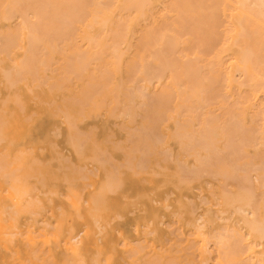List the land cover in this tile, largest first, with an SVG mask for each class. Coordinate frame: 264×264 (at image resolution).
Returning <instances> with one entry per match:
<instances>
[{
	"label": "bare ground",
	"instance_id": "6f19581e",
	"mask_svg": "<svg viewBox=\"0 0 264 264\" xmlns=\"http://www.w3.org/2000/svg\"><path fill=\"white\" fill-rule=\"evenodd\" d=\"M10 20H13L12 23L10 22L9 24H7V22ZM1 22L6 23V29L1 28ZM20 41H25L27 43V46L25 48H21V46H19L20 49H24V55L22 59H19V62H16V60L14 62L13 57H11V48H17V46L20 44ZM2 52H6L7 56L10 55L12 60L10 57L9 59L14 62V64L12 63L13 66H11L13 70H7L5 68L2 69V74H5L3 78H6H4L6 80L5 83H9L10 88L11 85L13 87L16 86V84L18 85L17 80L20 81L21 79V81H23V77L27 79L26 75H30L32 80L34 79L35 81H39V79L46 77L40 80L41 85H43V83L45 85V81L49 77L47 73H45L47 70H50L51 72L53 71V73L55 70L59 72L60 77L58 79L55 78L53 84L58 86V91L69 89V91L72 93V95H70L69 97L65 96L64 99H62L63 102L59 105L61 106L60 109H62L61 112L65 120L67 121V124L69 123L71 126L70 128L68 124L70 135H67L71 137V139L69 140L70 142H72L71 145L73 147H77L74 148L75 153H77L79 157H81L80 154H78L79 152H82V157L85 155V151L83 152L82 148L85 146L84 144L88 142L87 135L90 138L89 140H92V135L89 134L93 132L92 129L96 126H93V128L89 126L91 127V131L85 133H83V131L81 132L80 129L78 130L76 127V132L74 125L75 119L78 117V114H83L81 113L82 111L91 112L99 108V105H101V109L102 106H105L104 108H107L109 115L115 117L114 114L116 113L117 117L123 116L124 120L127 118L129 119V121H132V119L136 118V115L139 114L138 110L141 111L143 120L141 121V124L133 127V130L127 131V133L129 132V134H127L129 135V137L127 138L129 143L127 148H130V150L126 153L128 155L130 154L129 158L131 157V159L125 158V162L128 163L130 161L132 164L130 162L128 164L124 163L125 165L123 166L125 168L129 166L131 170V167L134 164L133 162H135L134 160H137L136 157V159H133V156H136L133 155V152L135 154L136 150L140 152V159L139 161H137L138 163L136 162L137 165L134 164V166H138L141 168L143 167V172L144 169H147L144 167L150 165H143L144 158L146 157L145 160L147 161L151 160V158H149L150 154L161 156L160 159L165 160L164 162L167 163L168 158H170L168 156L171 155L173 159V152L171 153L172 147H170L169 141L170 138H175L179 145V151L177 154L179 155V157L176 158V164H178V166H176V172H178L179 175L178 179L182 183H186V185L189 186L192 185V183H194L195 181L201 180L202 178H208V180H206L205 182L206 185L208 183L212 184V192H210L211 197L213 198V200H215V202H211L209 200L206 201L204 199L206 197L203 196V199H201L206 202L205 205H208V201L210 204L202 213L196 215L195 213H197L199 210L196 211L195 202H193L194 206H191L192 204L190 202H192V199L189 200L186 198L191 204H189V214L194 215L192 226L195 228L193 231L194 242H192V240L190 239L191 244L187 246V248L189 247V251L191 250L190 248H194V251L198 254V257L201 260L200 264H209V260L213 253L211 249L214 248V245L216 247V253L214 255L213 264H264V0H0V53ZM55 54H59L62 60L58 66L52 65L54 64L52 60ZM1 61L4 60H1L0 58V62ZM54 61H56L55 63H57L58 60ZM11 75L13 78L11 77ZM119 75L121 76L120 81L117 80V77ZM19 76L21 78H19ZM53 77L54 76H50V78L48 79H53ZM15 81H17L16 84ZM78 81L82 82L80 87H78L77 85ZM51 83H49L51 85L49 87L51 89L49 90L52 94V88H56V86ZM24 85L27 86V83H25ZM5 89L7 90L6 85ZM29 92H32V90H29ZM98 93L99 95L102 94L101 101L96 98V96H98ZM15 94L17 95L18 93ZM11 96L8 93V95L6 96L8 98H6L7 101L4 98L2 99V102L4 100L6 101L4 102V104L8 101L10 102ZM13 96V98L18 99V95L16 97L15 95ZM20 96L21 95H19V97ZM34 97L35 96H33V98ZM19 100L20 102H22L20 98L18 100H14V102L16 101L15 104L17 103L18 106H22V103L18 104ZM54 101L56 100L54 99ZM43 102L44 101H41V103ZM51 104H53V101L51 102ZM24 108L21 107L20 110L23 111ZM55 109L56 108H54V110ZM60 109L58 110V113H55L56 116L60 115ZM3 110L1 112H3ZM5 111L6 110H4L3 112L4 114ZM1 112L0 114H2ZM9 113L11 114V112ZM33 115L37 114L34 113ZM33 115L31 114V116ZM138 116L140 117V114ZM61 118L63 119V117ZM1 119L2 117L0 118V120ZM24 119L26 121L27 118ZM84 119H86V117ZM84 119H82V121L80 122H83ZM8 120L9 118L5 121ZM171 120H173L175 124L174 131L169 134L167 132L169 126H167L166 124ZM1 121L0 127L2 129L4 119ZM62 124L65 123L62 122ZM124 125L125 124L122 125L121 123V128H124ZM131 128L129 127V129ZM71 129H74L75 131L73 132H76V134L78 133L77 138L79 137L80 142L82 140L80 138L81 135V137L85 135L82 143L85 141V139L87 141H85L83 144L80 143L79 140L74 136L76 134L71 133ZM53 133L54 136L55 133L56 135L62 134L57 129H54ZM71 134L74 136V140H76V142L73 141V136ZM60 135L55 137L60 138ZM113 135L115 137V133ZM1 136L3 137L2 133H0V142H2V140H5L2 139ZM69 136L68 139L70 138ZM111 136L112 134H109L108 137ZM6 138H8V136H6ZM96 139L95 141L92 140V142H98L96 141ZM108 140L105 141L108 142ZM115 141L112 142L115 145L114 147L118 149L117 151H119V147H121L119 145V141L120 143L123 142L122 140H118L117 143H114ZM52 142V146L53 144H57L56 141L53 143ZM102 142L103 141H101L100 143H96L98 145V148H94V146V150L92 149L93 153L95 152V150H97L95 154H97V152L99 151L98 154L95 157L93 155L92 158L91 156H89L90 158L88 157V159H92L93 162L97 161L100 167L103 166V168L106 166V161L107 163H113V165L109 164L112 171L113 169L111 166H113L114 168V165L116 167L119 166V164L111 162L109 159L104 160L105 156L101 157L100 153L104 155V151H101L100 145L102 144ZM9 143L12 145L13 141L10 142L9 140L8 144ZM125 143H127V141ZM81 144L83 145V147H81ZM5 147L4 150L6 149ZM55 147L57 148L58 146L56 145ZM123 148L124 146L121 147L120 150H122ZM27 149V151H29L28 153H30V151L32 150H29V148ZM40 150L41 152H43V149L39 148V151ZM123 150H125V148ZM107 151H105V153ZM24 152L25 154H28L26 151ZM141 152L143 156L145 155L144 158L141 156ZM6 153H0V157L3 155L7 156ZM31 153L33 152L31 151ZM15 154L17 155V152ZM22 154L20 155L22 156ZM58 154L61 153L57 152V155ZM62 154L61 158L58 160L63 159ZM107 154L109 155L110 152H108ZM127 154L124 153L126 157H128ZM110 156L112 157L111 154L109 155V158ZM3 157H1V159L6 160ZM19 157H17L18 160L23 156L21 158ZM69 157L66 156L64 160L67 162L71 161V157ZM141 157L143 158V160H141ZM56 159L57 158L51 157L52 161L50 160L49 162L52 163L53 160ZM88 159L87 161H90ZM110 159L118 162V160L113 157ZM33 160L38 162V159ZM33 160L31 161L33 164L37 163L33 162ZM84 160H86V158H84ZM2 161L3 160L0 161V170L3 169V171H5L7 169L8 166L1 167L4 164H8L9 167L10 165H12V163H8L10 161H3L4 163ZM49 162L47 164H49ZM62 162L63 161L61 160V164H63ZM173 162L175 163V161ZM41 163H43V161H39V164ZM51 163L50 166L52 165ZM74 163L72 162V165ZM120 163L123 164V162L121 161ZM159 163L160 161L158 160L156 166L157 164L160 165ZM29 165L30 164L28 163V166ZM21 166H23V164H21ZM62 166H64V164ZM73 166L72 173H77V171H74L76 170L77 166ZM86 167L87 166L85 164L84 168ZM121 167L119 166L120 169ZM136 167H132L136 169V171L134 170L135 173L133 171V174L136 175L137 173L138 176L142 173L139 172L141 171V169L138 168L137 171ZM157 167H159V169H162L161 165ZM17 168L20 169L19 165ZM65 168L68 170L71 167H68L66 165ZM82 168L80 167V171ZM119 168H117L116 173L118 172ZM164 168L167 169V166H164L162 171L165 170ZM15 169L12 170L13 173L12 171H2L4 173L3 174L0 171V176L1 178L4 177V182H6L7 179H9V182L10 180L14 181V176L16 177L18 175L15 174L16 172L14 173ZM28 169L31 171L30 168ZM115 169L116 168H114V170ZM152 169L154 170V167ZM90 170L91 172H93L92 169ZM90 170L88 169V172ZM155 170H157V168ZM168 170L169 169H167V171L165 170V172H168ZM80 171L79 174H83L84 170L82 171V173H80ZM97 171L98 170H96V172ZM91 172H89V174H91ZM105 172H107V169ZM108 172L110 171L108 170ZM108 172L105 175L107 177L106 186L105 188H103L101 184L100 188H103V193L106 189V191H109L108 194H112V192L116 194L118 189L121 188V186L119 188V185L123 184L121 180L122 174L120 179L119 174L117 177V179H119L122 184H119V181L117 182L116 180L113 182H117V184L119 185L115 183L113 185L110 177H112V175L116 176L117 174L114 173L112 175H109ZM94 173L95 172H93V174ZM152 173L154 174V171ZM65 174L63 175H65L66 179L64 183L66 184L69 180V175L68 172H66ZM147 174L150 175V173ZM161 174H156L155 172V176L157 175V177L159 175L161 176ZM29 175H27L26 177L23 175L22 176L25 178H29ZM85 175L86 173L82 175V177L84 176V179L86 178ZM95 175H97L98 177L97 173ZM115 176H113L114 178L112 177V180H115ZM74 177L75 175L73 174V178ZM82 177L80 175L79 179H81ZM61 178L63 179V177ZM73 178L72 180L75 179ZM45 179L46 176H44L43 178V175H41L39 183H41V180ZM56 179V181L60 180L58 178ZM88 179L90 178L88 177ZM16 180H18L19 182V178ZM75 180L78 179L76 178ZM69 181L71 182V180ZM166 181L168 182L167 179ZM212 181H214V183ZM9 182L6 183L9 184ZM147 182L149 183V181H146L145 184H147ZM170 182L171 181H169V183ZM169 183L168 185H170ZM71 184L73 185L74 183ZM86 184L88 185V187L91 185V187H93V184L85 183L84 185ZM210 184H208L207 186L209 187ZM168 185H166L165 187H167ZM172 185L175 186V184ZM11 186L12 187H10V189L9 187L6 188L7 192H9L8 195L10 194L9 196H11L10 192L13 190L12 193L17 197H13L14 200L18 199L19 197L22 198V196H25L28 193V188H25V186L22 184H15L12 182ZM114 186H117L116 189H118L112 191L111 188H114ZM165 187L163 186V188ZM81 189H83V192H85L84 190H86V188ZM193 189L194 188H191L190 190ZM208 189H210V187ZM50 190L47 192H50L52 194V189ZM183 190L184 188H182L181 191ZM70 191L72 196L69 195V199H74L72 203L77 204V200L79 197H77V194L76 196H73V194H75V190L74 193L72 192V190ZM154 192L155 190L152 193ZM58 193L59 192H57V194ZM104 194L102 197V195L99 194L98 191V198L96 197V192L94 194L95 196L92 195V197L90 195L92 202H94L96 198V200H98L95 201L93 205L97 206L98 203L99 206L92 209L96 210L97 208V213L100 210L101 205L104 206L110 201L109 200L107 203L104 201L105 197H107L104 196ZM139 195L136 196V198H139ZM31 196H28L29 199L31 198ZM147 196H149V194H147ZM167 196L170 197V195ZM82 197L83 196H81V199L79 198V203L82 200ZM169 197L167 198V200H165L166 206V202L168 201ZM48 198L49 197H47V199ZM50 198V202H54ZM76 198L77 200H75ZM99 198L103 199H101L102 202L99 201ZM136 198L133 199L135 200ZM123 199H127V197ZM14 200L12 199V201ZM35 200H33L32 205V199H30V204L28 202L29 200H27V204L31 207L25 204L22 206H25V209H21L24 212L25 210H27L26 207H29L31 209L34 205ZM138 200H136L135 202L137 203ZM179 200L182 201L181 198ZM179 200L177 199V201ZM36 201L39 202V199ZM155 201L156 200L154 199V202ZM180 201L179 203L181 204ZM135 202H131V204H136ZM72 203L70 204L71 208H69L71 210L73 205ZM85 203L89 205L88 201H86ZM38 204H36V207H38ZM185 205L184 207L180 206V209L186 208ZM201 205L199 206L201 207ZM213 205H216V209ZM41 207L45 208V206ZM171 207L172 206L168 208L167 206L165 208H168L170 210ZM4 208H8L9 211H12L10 206H7L3 207V210L6 211L4 213L9 212H7V210ZM44 208L43 210L45 211ZM62 208L59 207V210ZM109 208H111V205ZM104 209L106 210V208ZM15 210H13V214H17V211ZM62 210L60 214L64 215L63 213L66 210H63V213ZM32 211V214L35 213V211ZM103 211H101V214ZM28 212L31 217L29 210ZM69 212L70 211H68L67 213ZM140 212L142 211H139V213ZM4 213L3 215H6ZM67 213H65L64 218L70 216V214L73 212L69 213V215H67ZM79 213L80 212H78L77 215ZM130 213L132 214L134 212ZM73 214L72 215L74 218L75 213ZM8 215L10 214L8 213ZM55 215L52 217L56 218ZM34 216L35 214H33V219ZM36 216H38L39 218L43 216V213H41V215L39 213H36ZM82 216H80L79 218H81ZM115 216L114 218H116ZM119 216L118 219L120 218L121 220V217ZM93 217L95 216L93 215ZM178 217H182V215L180 216V214H178ZM1 218L2 217L0 216V238L4 239L7 234L11 235L12 233L14 236L15 232L17 234V227L14 228L16 230L15 232L12 231L13 226L15 227V223L10 222L9 225H7ZM8 218H10V216ZM109 218L110 217H108V219ZM15 219L16 218L14 215V220ZM66 219L68 220V218ZM92 219H95V223L97 224V226L99 225V232H101L102 236H105L107 232V225L105 221L101 223L100 220H102V217L99 218L97 216L96 218ZM163 219H165V217H163ZM133 220L131 221L133 222ZM65 221L66 220L64 219V222ZM70 221L73 222V220L71 219ZM76 221L77 220H75V222ZM188 221L187 226L188 224H190V222L188 223ZM29 223L31 222L29 221ZM61 223L63 229V222L61 221ZM61 223L59 228L61 227ZM73 223L71 225H73ZM161 223L162 221L160 222V224ZM35 224H37V219ZM47 224V226H50L49 223ZM44 225L46 226V224ZM75 226L77 225L74 224V227ZM54 227L56 226H52L51 228ZM74 227L70 226L71 233L74 231ZM29 228L31 229L32 227ZM30 229L26 232H28L27 237L31 241L33 239V235ZM43 230L39 229L40 232ZM155 230L152 231V234L153 232H155ZM39 231L37 233H40ZM67 231L66 233H69ZM172 231L173 229L171 230V232ZM90 233L91 232L87 230L86 236H89ZM119 233L123 234L124 232L121 231ZM172 233L175 234V232ZM41 234H43L46 237L45 240H47V233ZM41 234H39L38 237L43 236ZM50 234H53L57 238L60 235V230L58 229V231ZM71 235L69 233L63 236L65 246H67V248L71 251V255L74 259L73 263L77 262L79 264H83L86 260V256L83 252L85 242H83V239H81L80 237H78L79 239L77 238V240H74ZM119 235L121 236V234ZM123 235H125V233ZM22 236L23 235H21V237ZM34 236L36 237V234ZM10 237L12 238V235ZM6 238H8V236H6ZM177 238L180 240V238L182 237ZM7 240H9L10 243L14 242L13 239V242H11L10 239ZM144 240L145 239H143V241ZM150 243L151 242H149V247ZM211 243H213L214 245L210 249L209 245ZM43 244L44 243H41V247H43ZM126 244L128 245L130 250L129 257L134 255L136 256L139 251L141 252L142 250L143 252L145 248H147V243L144 245V247L146 246L145 248L141 245H138L140 244V241L136 242V245H138L136 248L135 246L133 247L132 245H130V243L128 244V242ZM185 245L187 244L185 243ZM38 247H40V244ZM101 247L102 246H98L97 253L93 255L94 257L95 255H97V257H95V259L92 257L93 260L91 261L95 262V264H102L101 262L104 259L105 264H114L113 258L111 256H104V252ZM36 250L41 251L43 249L40 250L38 248L35 249V251ZM153 250L154 253L147 258L145 257L148 256L149 253L146 254L145 257H143L144 255H140V259L135 260L138 261L135 264H172V261H174V264H179L176 259L173 260L174 258H178L176 255L166 260L163 253L158 252L155 248ZM177 251L182 250L178 249L176 250V252ZM31 252L33 256L36 253L34 251ZM47 253V251L45 253L43 252V254L45 255H47ZM13 257L14 256L12 255L11 259H13ZM72 257H68L70 259L66 257V260L68 259L71 261ZM184 257L186 259L185 255ZM198 257L195 256V258ZM48 259L49 258H47V260ZM36 261L38 260L36 259ZM192 261L190 260L189 264ZM186 262L188 261L186 260ZM69 263L73 264L72 261ZM27 264L30 263L27 262Z\"/></svg>",
	"mask_w": 264,
	"mask_h": 264
},
{
	"label": "rangeland",
	"instance_id": "374dc122",
	"mask_svg": "<svg viewBox=\"0 0 264 264\" xmlns=\"http://www.w3.org/2000/svg\"><path fill=\"white\" fill-rule=\"evenodd\" d=\"M12 21L13 20L8 21L7 24H9L10 22L12 23ZM5 24H6L5 22H1V25H2L1 28L6 29ZM19 46H21V48H25L27 46V43L25 41H20V44L17 46V48L16 47H15V49L11 48V50H12L11 57H13V59H14L13 61L14 62H15V60H16V62H19V59L20 58L22 59V57L24 55V49H20ZM5 53H3V52L0 53L1 60H4V61L0 62V67H1L0 68V108L2 110L3 109L6 110L5 114H4L3 113L4 110H3V112H1L2 110L0 109L1 110L0 112L2 113V114H0V118L2 117L1 120L4 119V122H3L4 125L2 124V129L0 127V129H1L0 133H2V135H3V137L1 136L2 139H5V140H2V142H0V153L1 154L2 153H6V152H8V153H6L7 156H4V155H3L4 157L1 156V157L5 158L6 160L1 159V157H0V161L1 160L5 161V162L6 161H10L8 163L9 164L12 163V165H10V167H9L8 164L7 165L4 164L1 167H3V166L7 167L8 166L9 168L7 167L6 170L4 169L5 171H3V169L0 170V171L1 172L2 171L3 172H6V171L11 172L13 169L17 168L18 165H19L21 170L18 169V168L14 170V173L16 172L15 174H18V175L20 174V175L19 176L17 175L18 177L14 176V178H15V179H13L14 181L10 180V182H9V179H7L6 182H9V184L4 182V177L1 178V176H0V206H1L0 207V210H1L0 211V216L2 217L1 219L7 225H9L10 222L15 223L14 224L15 227L13 226L12 231L15 232L17 230V234H16V232L14 233L15 237L13 236V233H12L11 234L12 238L10 237L11 235H8V234L6 235V236H8V238H6V236L4 237V239L0 238V242H1L0 243V247H1V249H0V251H1L0 252V264H14L15 262H16L15 264H27V262L30 263V264H35V263H38V264H40V263L41 264H53V263L54 264H71L69 262L72 261V263H73L74 259H73L72 255H71V251L67 248V246H65V241L63 240V236L67 235L69 233H70V235L74 233L73 235H71L74 238V240H77V238L80 237L81 239H83V242H85L83 252H84V254L86 256V260H85V262L83 264H91V263L95 264V262H93L91 260H93V258L95 259V257H97V255H95V257L93 255L95 253H97L98 246H102L101 249L104 252V256L108 255V256H111L113 258V263L114 264H129V263L135 264L136 262H138V261H135V260H139L140 259V255H144L143 257H145V255L149 253L148 256L145 257V258H147L151 254H153L154 253V250H153L154 248L158 252L163 253V255L165 256L166 260H168V258H171L174 255H176L178 258H174L173 260L176 259V261H178L179 264H187V263L189 264L190 260L191 261L193 260L192 262H190V264L191 263H193V264H198L199 263L200 264L201 260L198 257V254L194 251V248H190L191 249L190 251H189V247L187 248V246H189V244H191V242H190L191 240H192V242H194L193 241V238H194L193 231L195 229L192 226V223H193L192 220H193V216L194 215L193 214H191V215L189 214L190 205L192 204L191 206H194L193 202H195L196 211L199 210L197 213H195L197 215L199 213H202L207 208V206L210 204L209 201L215 202V200H213V198L211 197V192H212V189H211L212 187L211 186H212V184L208 183V184H210V186H209L210 189H208L209 188L207 186L208 184L206 185V182H205L206 180H208V178H202L201 180L195 181L194 183H192V185H189V186H187L186 183H182L178 179L179 175H178V172H176L177 171V169H176L177 167L176 166H178V164H176V162H177L176 158L179 157V155H177L178 151H179V145H178L177 140L175 138H172V139L170 138L171 142L169 141V145H170V147H172V150H173V151L171 150V153L173 152V154H172L173 159H172L171 155L168 156L171 159L167 157L168 158V161H167V158H166L167 163L164 162L165 160H161L160 159L161 156H158V155H155V154H153V155L150 154L149 158H151V160L147 161V160H145L146 159L145 155L143 156V154L141 152V156L143 158L145 157L143 165L150 164L149 166H145L144 167V168H147V169H144V172L146 174L142 170L143 167L141 168V167H138V166L137 167L134 166V164L137 165V163H138L137 161H139V159H140L139 158L140 152H138V150H136L135 154L133 152V155H136V156H133V159L137 158V160H134L135 162H133L134 164H133L132 167H136L137 171H138V168H140L141 171H142V172L139 171L142 174H140L138 172L140 175L137 176V173H136V175H134L133 171L134 170L136 171V169L131 167L132 163L130 161L129 162L131 163L130 167H131L132 171L130 170L129 166L127 167V165H126V167L129 168V169H127L123 165L129 163V162L128 163L125 162V158L131 159V157L129 158L130 154L128 155L126 153L127 151L130 150V148H127L128 145H129L128 140H127V138L129 137V135H127V134H129V132L127 133V131L128 130L131 131V130H133V127L138 126V125L141 124V121H143L142 120V116H141V111L138 110V113L140 114V117L138 116L139 114H137L136 118L133 117L134 119H132V121H129V119H127V118L124 120L123 116H118L117 117L116 113L114 114L115 117L109 115V112H108L107 108H104L105 106H102V109H101V105H99V108H97V109H95V110H93L91 112L82 111L81 112V113H83L82 115L78 114L77 115L78 117L75 119V122H74L75 129L77 127L78 130L80 129L81 132L83 131V133H85V132H90L91 131L90 130L91 127L93 128V126L94 127L96 126L95 128H97V129L93 128L92 129L93 132L90 133L89 135H92L91 139L94 140V141H95L96 138H97L96 141H98L99 143L101 141H103L102 144H100V145H101V151L102 150L104 151V153H103L104 155H102V153H100L101 157L105 156L104 160L109 159L111 162L119 164L120 167L122 165V167L120 169L119 166L115 167V165H114V168H116L114 170L113 166H111L112 169H113L111 171V168H110V165H109L111 163H109V162L107 163V161H106V164H105L106 166L103 168V166L100 167V165L97 163V161L93 162L92 159L91 160L88 159L89 156H91V158H92L93 155L95 157L98 154L99 151L97 152V154H95V152L97 150H95V152L93 153V150H94L93 147L95 146L94 148H96L98 146L96 143H98V142L94 143V141L92 142V140H89L90 138L88 137V135L86 133L88 142H86V144H84L85 146L83 147L82 144L85 141H87L85 139V141L82 143V140H83V138H85V135L83 137H81L82 135L80 136V138L82 139L81 142H80L79 137L77 138L78 133L76 134L77 129H76V132H73L75 130L71 129V133L72 134L75 133L76 135H74V136L79 140L80 143H82L81 147H83L82 148L83 152L85 151V155L83 157H82V154H81L82 152H79L78 154H80V156H81V157H79L77 155V153H75V148L74 147H76V146L73 147L71 145L72 142L69 141L71 139V137L69 136L70 135L69 134L70 133L69 132L70 131V129H69L70 124L68 123L69 124V126H68L67 121L65 120L64 116L62 115V112H61L62 109H60L61 106L59 105L60 103L63 102L62 99H64L65 96L69 97L70 95H72V93L69 91V89L68 90L64 89V90H59L58 91V86L53 84L54 83L53 81H55V78L58 79L60 77L59 76V72L55 70L54 73H53V71L51 72L50 70H47L45 73H47V75L49 76L48 78H50V76H54V77H53V79L52 78L51 79L47 78L48 80L46 79L45 85H44V83H43V85H41L40 80L44 79L46 77L41 78V79L38 78L39 81H37V80L35 81L33 79L35 81L34 82L30 75H26L27 79L25 77H23L24 78L23 81H21V79H20L21 82L19 80H17L18 81V85L16 84L17 81H15L16 86L13 87L11 85V88H10L9 87V83H7V82L5 83V81H6L5 79L6 78L5 77H4L5 79L3 78V76H5V74L4 73L2 74V72H3L2 69H4V68L7 69V70L12 69L11 66H13L14 62L11 61L12 58L10 57V55L7 56V53L6 54ZM9 57L11 58V60L9 59ZM54 60H58L57 63H55L56 61H54ZM52 61L54 63L52 65L58 66L59 63L62 60H61L59 54H55ZM20 76H24V75H20ZM20 76H19V78H21ZM11 77H12V75H11ZM120 79H121V76L119 75L117 77V80L120 81ZM1 82H2V84H1ZM46 82H47V84H46ZM25 83H27V86L24 85ZM49 83H51L54 86H56V88H54L53 85H52V87H53L52 88V94L50 93V90H49V89H51V88H49L51 86ZM81 84H82V82L78 81V83H77L78 87H80ZM5 85L7 86V90L5 89ZM13 85H14V82H13ZM27 88H28V90H27ZM29 90H32V92H29ZM41 90H43V91H41ZM8 93H9L10 96L12 95L10 97L11 100L9 99L10 102L8 101L7 103L4 104V102H6L7 99H8L6 97L8 95ZM15 93H18L17 94L18 95V99L20 98L21 101H22V102H20V100H19L18 104L22 103V106L21 105L18 106L17 103L15 104L16 101L14 102V100H18L17 98L16 99L13 98L14 97L13 95H15V97L17 96ZM19 95H21V96L19 97ZM33 96H35V97L33 98ZM4 98H5L6 101L4 100L2 102V99H4ZM53 98L56 101H54ZM96 98L99 101H101L102 94L99 95V93H98V96H96ZM30 100H33V101H30ZM40 100L44 101L46 103H44V102L41 103ZM52 101H53V104H51ZM54 102H56V103H54ZM23 104H24L25 108L23 107ZM21 107L24 108L23 111L20 110ZM54 108H56V109L54 110ZM59 109H60V115L56 116L55 113H58ZM9 112H11L12 117H11V114ZM34 113L37 114V115H33ZM31 114L33 116H31ZM5 115L6 116L10 115V116L6 117ZM28 115H29V117H28ZM84 116L86 117V119H84L85 118ZM61 117H63V119ZM120 117H122V118H120ZM8 118H9V120L5 121ZM24 118H27L26 121H25ZM117 118H119V119H117ZM82 119H84L83 122H80V121H82ZM62 122L65 123V124H62ZM28 123H29V125H28ZM114 123H115V126H114ZM121 123H122V125L125 124L124 125L125 126L124 127L125 130H124V128H121ZM174 124L175 123H174L173 120L167 122L166 125L169 126V129L167 130V132L169 134L174 131ZM55 126L58 127V128H56ZM89 126H91V127H89ZM129 127L130 128L132 127V128L129 129ZM59 128H61V129H59ZM70 128H71V126H70ZM72 128H73V126H72ZM54 129L55 130L57 129L60 133H62L61 134L62 136L59 134L60 138L59 137H57V138L55 137V136H59L58 134L56 135V133H55V136H54V133H53ZM114 133H115V137L113 135ZM67 134H69V135H67ZM95 134H96V136H95ZM109 134L110 135L112 134V136L108 137ZM6 136H8V138H6ZM68 136L70 137L69 139H68ZM74 136L72 137V139H73L74 142H76V140H74ZM108 138H109V140L111 142L108 140ZM9 140H10V142L13 141L12 145L10 143H9L10 145L8 144ZM105 140H108V142L105 141ZM118 140H122L123 143H120V141H119V145L121 147L124 146L126 151L123 150L124 149L123 148L122 149L123 152H122V150H120L121 147H119V146H118L119 147V151H117L118 149L114 147L115 145L113 144L112 141H115L114 143H117ZM52 141L53 142L56 141V143H57L56 145L58 147H60V148H58V147L56 148L55 147L56 145L53 144V146L55 148L54 149L52 144H51ZM126 141H127V143H125ZM116 145H118V144H116ZM30 146H31V148H30ZM4 147L6 148L5 150H4ZM45 147H46V151H45ZM19 148H20V150H19ZM27 148H29V150L32 149L31 151L33 153H31V151H30V153H28L29 151H27L28 150ZM39 148L43 149V152H41V150L39 151ZM104 149H106V150H104ZM98 150H100V149H98ZM15 151L17 152L18 156L15 154L16 153ZM24 151H26L28 154H25ZM105 151H107V152L105 153ZM21 152L22 153L24 152V153L22 154ZM57 152L61 153V154L64 152L62 154V158L63 159H61L63 161L62 163L64 164V166H62L63 164H61V160H58V159L61 158V154H58L59 155V158H58ZM108 152H110L112 157L115 158L116 160H118V162L114 161L113 159H110L112 157L110 156V158H109L110 154L108 155L107 154ZM124 153L127 154L128 157H126L124 155ZM20 154H22L23 157ZM106 154H107V156H106ZM19 156H21L22 158L19 157ZM66 156L67 157L70 156L71 158L70 157L69 158H70L71 161H69V162L65 161L64 159H65ZM17 157L21 158V159H19L20 161L17 159ZM51 157L52 158H57L56 159L57 161L53 160L52 163L49 162L51 160ZM142 157H141V160H143ZM14 158L16 159V162H15ZM84 158H86V160H84ZM33 159H36V160L38 159V162L34 161ZM87 159L90 160V161H87ZM128 159H126V160H128ZM32 160H33V162H37V163L33 164L31 162ZM158 160L160 161L159 164L161 165L162 169L161 168L159 169V167H157V166H160V165L157 164V166H156V163L158 162ZM171 160H172V162H171ZM26 161H28V162H26ZM39 161H43V163L39 164ZM46 161H48L49 164H47L48 162H46ZM120 161L123 162V164L120 163ZM173 161H175V163ZM72 162L73 163L75 162L73 164L74 166L72 165ZM28 163L30 164L29 165L30 167L28 166ZM50 163L52 164L51 166H53V167L50 166ZM21 164H23V166H21ZM85 164L87 166L86 168H84ZM66 165L68 167L70 166L71 170L70 169L67 170L65 168ZM111 165H113V163ZM72 166L73 167H76V166L78 167V168L76 167V170H74V171H77V173H74V172L72 173V170H73ZM164 166L165 167L167 166V169H169L171 171L168 170V172H165V170L167 171L166 168H164L165 170L162 171ZM58 167H59V169H58ZM80 167L81 168L83 167L81 169V171H80ZM153 167H154V170L152 169ZM28 168H30L31 171ZM105 168L107 169V172H108V170L110 171V172H108L109 175L110 174L112 175L114 173L117 174L116 176L112 175V177L115 176V180L114 179L112 180V177H110L111 182L117 180V182L119 181V184L120 183L122 184V182L124 184V185L122 184L123 185L122 186V185L117 184V182H113V185L115 183V184L119 185V188L121 186L120 189L117 188L118 191H117L116 194L113 193V192H112V194L111 193L108 194L109 191L108 190L106 191V189L104 191V193L106 195L103 193L102 189L105 188V186H106V178H107L105 176L107 174V172H105L106 171ZM117 168H119L118 169L119 173L118 172L116 173ZM156 168H157V170H155ZM39 169H40V171H39ZM88 169L89 170L92 169V171L95 172V173L93 174V172H91V170H90L89 172H91V174H89ZM103 169H104V171H103ZM60 170H62V171H60ZM78 170L80 171V173H82V171L84 170L83 174L86 173L85 176H86L87 179L86 178L84 179V176L82 177L83 174H79ZM96 170H98V171L96 172ZM135 171H134V173H135ZM153 171H154V174L152 173ZM174 171H175V173H174ZM66 172H68V175H69L68 177H69V180H71V182L67 179L68 181L65 184L64 181L66 179L65 178V175H66L65 173ZM87 172H88V176H87ZM122 172L125 173V174H123ZM155 172H156V174L157 173H159V174L163 173V174H161V176L159 175L157 177V175L155 176ZM12 173H13V171H12ZM29 173H30L31 177H30ZM39 173H41V174H39ZM96 173L98 174V177H97V175H95ZM147 173H150V175H148ZM176 173H177V175H176ZM3 174H2V176H3ZM63 174H65V175H63ZM73 174L75 175L74 178L75 179L77 178L78 180H75L73 178ZM118 174H119V179L121 178V174H122V178H121L122 182H120V180L117 179ZM22 175L25 176V177L27 175H29V178L28 177L25 178ZM41 175H43V178H44V176H46V179L45 180H41V183H39V181L41 179ZM80 175H81V177L83 179L82 178L79 179ZM32 176H34V177H32ZM56 176H58V177H56ZM35 177H37V178H35ZM61 177H63V179ZM88 177L90 179H88ZM5 178H7V177H5ZM18 178H19V182H18V180H16ZM56 178H58L60 180L56 181L57 180ZM72 178L75 181L72 180ZM166 179L168 180V182L166 181ZM146 181H149V183L147 182V184H145ZM169 181H171V182L169 183ZM12 182L15 183V184L24 185L25 188H28L27 192L29 194L27 193V195L22 196V198L17 195L19 197L18 198L19 200L18 199L14 200L13 197H16V196L12 193L13 190L10 192L11 196H12L11 197V196H9L10 194L8 195L9 192H7V188H6V187H9V189H10V187H12L11 186ZM68 182H69V185H68ZM84 182L93 184V187H91L92 185L89 186V187H88L87 184L84 185L85 184ZM165 182H167V183H165ZM212 182L214 183V181H212ZM44 183H46L47 185L44 184ZM71 183H74V184L72 185ZM162 183H163V185H162ZM168 183L170 185H168ZM101 184H102L103 188L102 187L100 188ZM108 184H109V182H108ZM172 184H175V186L172 185ZM45 185H46V187H45ZM166 185H168V186L165 187ZM33 186L35 187V189H34ZM163 186L165 188H163ZM87 187H88V189H87ZM116 187L117 186H114V188L112 187L111 188L112 191L113 190L114 191L117 190ZM178 187H179V190H178ZM67 188L72 190L73 193H74V190H75V194H73V196L74 195L76 196V194H77V197H79L80 199H81V196H83L82 200L80 201V203L78 202L79 198H78V200H77V198L75 199V200H77V204L78 205L80 204L79 206L77 204H73L72 203L74 199L73 200L69 199L70 196H72V195H71V191L69 189H67ZM81 188H86V190H84L85 192H83V189H81ZM99 188H100V190H99ZM182 188H184L183 191H181ZM191 188H194V189L190 190ZM33 189H34V191H33ZM50 189H52V194L50 192H47ZM157 189H159V190H157ZM154 190H155V192L152 193ZM53 191H54V193H53ZM98 191H99V194L102 195V197H103V194H104V196H107L104 199V201L106 203L110 200L109 203H107L104 206H102L100 204L101 205V208L99 207L100 210L102 209L101 211H103V210L105 211V212L104 211L102 212V214L104 213L103 214L104 216L101 214L100 210L97 213V211H96L97 208H96V210H92L95 207L99 206L98 203H97V206L93 205V203L95 201H98V200H96L98 198L97 197L98 196ZM129 191H131V192H129ZM44 192H45V194H44ZM57 192H59V193L57 194ZM95 192L97 193V195H96L97 198L96 197H95L96 199L93 198V199H95V201L92 202L91 201L92 199L90 197L92 195L95 196L94 195ZM176 192H177V194H176ZM181 192H182V194H181ZM31 193H32V196H31ZM41 193H43V194H41ZM55 193L58 196H56ZM46 194H48V195H46ZM147 194H149V196H147ZM174 194H175V196H174ZM138 195H139V198L138 197L136 198V196H138ZM167 195H170L171 198L169 196H167ZM28 196H31V198H30V199H32L31 205L33 204V200H35V199L36 200L39 199V202H43V203H39V202H37L35 200L36 203L34 201L33 207L31 209L29 207H26L27 210H25V212H24L22 209H25L24 208L25 206L24 207H22V206L27 204V200H29L28 202L30 204V199H29ZM46 196L49 197V198L51 197L50 199L52 201H54V202L51 203L49 198L47 199ZM184 196H186V197H184ZM203 196L206 197V198H204L206 201L209 200L208 201V205H205L206 202L202 200ZM10 197L14 201H12V199ZM126 197H127V199H123V198H126ZM168 197H169V199H168V201L166 203H167L168 208L170 206H172L170 208V210L168 208H167L168 210L165 208V207H167L166 204H165V200H167ZM198 197H199V199H198ZM1 198H2V201H1ZM133 198H136V199L134 200ZM149 198H150V200H149ZM180 198H181L182 201L179 200ZM186 198L189 199V200L192 199V202H190L191 204L188 202V200ZM67 199H68V202H67ZM101 199L99 198V201L102 202L103 199L102 200ZM131 199H133V200H131ZM154 199L156 200L155 202H154ZM177 199L181 202V204L179 203V201H177ZM193 199H194V201H193ZM85 200L89 202V205L87 203H85L86 202ZM136 200H138L137 203L135 202ZM202 201L204 203V206H203ZM131 202H133V203L135 202L136 204H131ZM159 202H160V204L162 202L163 203L160 205ZM176 202H178V203H176ZM67 203H68L69 206L67 205ZM71 203L73 204L72 205V210L69 209V208H71L70 207ZM139 203H140V205H139ZM36 204H38V207H36ZM157 204H159V205H157ZM179 204H180L181 207H184V205L186 204L185 205L186 208L180 209L181 207L179 206ZM110 205H111V208H109ZM117 205H118V207H117ZM199 205H201V207ZM7 206H10V208L12 206L14 207V208L13 207L11 208L12 211L11 210L9 211L8 208L7 209L4 208V209L7 210V212L9 211L8 213L10 215H8V213H4L6 211L3 210V207H7ZM28 206H30V205H28ZM41 206H45V208L41 207ZM213 206H215L214 208L216 209V205H213ZM59 207H61V208L63 207L62 209L66 210V211L64 212L62 209L59 210ZM43 208L45 209V211L43 210ZM104 208H106V210ZM195 208H194V210H195ZM217 208H218V206H217ZM15 209H17V210H15ZM13 210L17 211L16 212L17 214H13L12 213ZM28 210L30 211L31 217L29 215ZM32 210L33 211L36 210L35 213H33V214H35L34 219H33V214L31 213ZM40 210H43L44 212L40 211ZM61 210H62V213L64 212L63 213L64 215L68 211H70L69 213H71V212L75 213L74 218H73V215H74L73 213H71L70 216L66 217L67 215H69V213H67V215L65 216L66 218H68V220H67L66 218H64V215L60 214ZM143 210H144V212H143ZM180 210H181V213H180ZM139 211H142V212L139 213ZM184 211H185V213H184ZM78 212H80L79 213L80 216L83 215L82 216L83 218L82 217L79 218L80 217L79 214L77 215ZM130 212H134V213L131 214ZM3 213L6 214V215H3ZM36 213H39L40 215H41V213H43V216L38 218V216H36ZM47 213L48 214L50 213V214L48 215ZM90 213H91L92 217H91ZM183 213H184V215H183ZM99 214H100V216H99ZM178 214H180V216L182 215V217H178ZM14 215H15V218H16L15 220H14ZM54 215L56 216V218L52 217ZM93 215L95 217H93ZM119 215H121V216H119ZM174 215H175V217H174ZM9 216H10V218H8ZM97 216L99 218L102 217V220H100L101 223H103L105 221V223L107 225L106 226L107 232H106L105 236H102L101 232H99L100 229H98L99 225L97 226V224L95 223L96 221H94L95 219H92V218H96ZM114 216L117 218V220H116V218H114ZM118 216L121 217V220H120V218L118 219ZM139 216H140V218H139ZM61 217H62V219H61ZM108 217H110V218L108 219ZM145 217H146V219H145ZM163 217H165V219H163ZM35 218L37 219V224H35L36 223V219ZM51 218H53V219H51ZM63 218L66 220L65 222H64ZM30 219H32V220H30ZM70 219L73 220L74 223L71 222ZM74 219L77 220V221L75 222ZM131 220H133V222ZM144 220H145V222H144ZM17 221H18V223H17ZM29 221L31 223H29ZM61 221L63 222V229H62ZM111 221H112V223H111ZM161 221H162L163 224L162 223L160 224ZM187 221H188V223L190 222V224H188V226H187ZM43 222H45V223H43ZM70 222H71V224L73 223V225H71ZM107 222H108V224H107ZM109 222L111 223V225H110ZM151 222H152V224H151ZM47 223H49L51 227L52 226H56V227L51 228L50 226H47L48 225ZM60 223H61V227L59 228ZM146 223H148V224H146ZM44 224H46V226ZM74 224H76L79 227H77V226L74 227ZM95 224H96L97 227L95 226ZM70 226L74 227L73 228L74 231L72 233H71ZM16 227H17V229L15 230L14 228H16ZM29 227H32V228L30 229ZM29 229H30V231L32 232V235H33V239L31 241L27 237L28 236V234H27L28 232H26ZM39 229L40 230L44 229V230L40 232ZM58 229L60 230L59 237L56 238L53 234L52 235L50 234V233H53L55 231H58ZM172 229H173L172 232H175V234L171 232ZM18 230L20 231V233H19ZM87 230L89 232H91L89 236H86V231ZM92 230H94V231H92ZM154 230H155V232H153V234H152V231H154ZM178 230H180V231H178ZM38 231L40 233H37ZM66 231L69 232V233H66ZM121 231H123L125 233V235H123L124 233L123 234L119 233ZM21 232H22V234H21ZM18 233L23 235L24 237L23 236L22 237L24 239ZM41 233H47V235H48L47 240H45L46 237L43 234H41ZM118 233L121 234V236ZM149 233H150V235H149ZM35 234H36V237L34 236ZM39 234H41L43 236L40 235L41 237H38ZM97 234H99V235H97ZM104 237H106V238H104ZM177 237H182V238H180V240H179ZM165 238H167V239H165ZM183 238H184V240H183ZM7 239H10L11 242H13L12 241V239H13L14 240V242H13L14 245H13V243H10L9 240H7ZM143 239H145V240L143 241ZM167 240H168V242H167ZM185 240H186V242H185ZM188 240H189V242H188ZM123 241H124V243H123ZM137 241H140V244H138V245H141L142 247H144V245L147 243V245H146L147 248H145L146 247L145 246L144 247L145 250L143 252H142V250H141V252L137 251L138 254L136 256L132 253L134 256H130L129 257V251L130 250H129V247H128V245L126 243L127 242H128V244L130 243V245H132L133 247L135 246V248H136L138 246V245H136ZM149 242H151L150 243V247L151 248L149 247ZM41 243H44L43 247H41ZM121 243H123V244H121ZM172 243H173V245H172ZM185 243L187 245H185ZM25 244H27V245H25ZM39 244H40V247H38ZM124 244H125V246H124ZM213 245H214L213 243H211L209 245L210 249H211V247ZM193 246H194V244H193ZM173 247H175V248H173ZM184 247H185V249H184ZM34 248L35 249L39 248L40 250L43 249L41 251H43L44 253L47 251L48 253H47V255H45L41 251H37V250L35 251ZM114 249H116V250H114ZM178 249L182 250V251H177L176 252V250H178ZM215 249H216V247L214 245V248L211 249L213 253H212L211 258L209 260V264H213V262H214V255L216 253ZM151 250H153V251H151ZM31 251L36 252L34 256L32 255ZM164 251H166V252H164ZM48 254H49V257H48ZM180 254H181V256H180ZM193 254H194V256H193ZM12 255L14 256L13 259H11ZM184 255L186 256V259H185ZM35 256H37V257H35ZM195 256L198 257V258H195ZM66 257L67 258L68 257H72L71 261L68 260L70 258H68L66 260ZM47 258H49V259L47 260ZM26 259H27V261H26ZM36 259L38 261H36ZM186 260L188 262H186ZM47 262H50V263H47ZM172 262L171 263L174 264V261H172ZM101 263L105 264V260L103 259ZM73 264H79V263L76 262V263H73Z\"/></svg>",
	"mask_w": 264,
	"mask_h": 264
}]
</instances>
